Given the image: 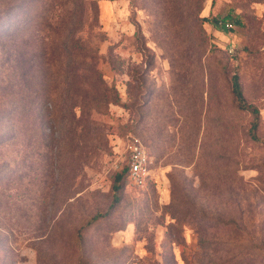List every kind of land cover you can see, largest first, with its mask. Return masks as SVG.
I'll return each mask as SVG.
<instances>
[{
	"label": "rangeland",
	"instance_id": "obj_1",
	"mask_svg": "<svg viewBox=\"0 0 264 264\" xmlns=\"http://www.w3.org/2000/svg\"><path fill=\"white\" fill-rule=\"evenodd\" d=\"M95 1L74 83L78 0H0V264H264V144L230 85L264 138V0ZM134 139L148 182L111 208Z\"/></svg>",
	"mask_w": 264,
	"mask_h": 264
},
{
	"label": "trees",
	"instance_id": "obj_2",
	"mask_svg": "<svg viewBox=\"0 0 264 264\" xmlns=\"http://www.w3.org/2000/svg\"><path fill=\"white\" fill-rule=\"evenodd\" d=\"M77 7L79 9V14L80 12H82V15L79 16L78 23L75 25V28L76 29L78 28L79 32L76 34V37L74 39L75 40V48H74L75 52H74L73 58L71 59L72 68L70 70L71 79L74 81V83L76 81L80 83L81 79L84 77L83 72H82L83 67H85L87 71L89 70L88 65L85 61L87 54L83 50L84 49L83 44H85L84 39L82 38V35L79 36L81 32L80 30L83 28L85 22H86L85 27L92 28L96 20L97 12H98V5L95 0H78ZM86 11H88L87 21L85 20ZM214 23L216 24L231 23V24L242 25L243 21H242L240 14H236L235 16H233L232 12H230L220 18H215ZM230 85H231L232 103L235 106V108L240 111L249 113L252 117L249 129H248L249 137L252 140L260 141L261 143L264 144V138H260L258 136V128L261 122L260 107L257 104L249 101L248 98L246 97L238 72L233 73V75L231 76ZM89 97L90 96L85 90H82L79 87H77V89H73L70 95L69 112L72 107L78 104V102L81 105L82 104L84 105L85 102H88ZM85 109H86V104L83 107L82 114H80L78 119L89 118L90 114L88 113V109L86 110L87 112L84 111ZM69 112H68V117H69L68 123L70 124L72 120H75V116L71 117L69 115ZM125 178L129 181L128 164L126 162L123 163L121 169L116 173L115 178H114L113 203L111 205V208L121 201L122 190H123V180ZM111 208H109L105 213H96L85 225L82 226L83 229L87 225L93 224L96 221H98L100 218H102V216L107 215V213L110 211Z\"/></svg>",
	"mask_w": 264,
	"mask_h": 264
},
{
	"label": "built area",
	"instance_id": "obj_3",
	"mask_svg": "<svg viewBox=\"0 0 264 264\" xmlns=\"http://www.w3.org/2000/svg\"><path fill=\"white\" fill-rule=\"evenodd\" d=\"M232 26L231 23H227ZM124 162L128 164V178L135 186H144L150 174V156L146 146L138 139L126 143Z\"/></svg>",
	"mask_w": 264,
	"mask_h": 264
}]
</instances>
